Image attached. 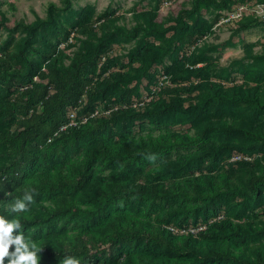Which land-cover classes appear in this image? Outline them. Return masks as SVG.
Returning a JSON list of instances; mask_svg holds the SVG:
<instances>
[{
    "label": "rangeland",
    "instance_id": "rangeland-1",
    "mask_svg": "<svg viewBox=\"0 0 264 264\" xmlns=\"http://www.w3.org/2000/svg\"><path fill=\"white\" fill-rule=\"evenodd\" d=\"M240 6H244L241 17L220 22ZM66 33H70L67 39ZM109 35L106 50L90 70L94 105L105 108L152 99L99 128L102 140L115 149L131 139L184 144L151 153L129 171L98 164L86 185L67 197L88 207L98 190L115 180L125 186L196 181L203 191L219 182L221 188L212 206L186 219L176 211L185 208L178 200L122 202L94 223L59 221L51 230L23 227L26 240L55 244L56 238L100 234L116 216L153 225L164 218L176 226L204 224L208 235L172 236L195 253L175 255L159 245L124 244L112 254L100 253L98 264H139L141 257L185 264H264V182L257 181L255 188L250 183L251 177L264 175V0H0V56L23 76L28 71L27 53L34 71L52 60L70 67L90 57L98 40ZM50 52L53 56L44 60L42 55ZM33 76L30 84L37 81L36 73ZM5 82L6 78L0 80V106L22 88L18 79L8 89ZM0 128L15 131L16 118L1 119ZM94 143L79 141L52 161L35 151L27 179L70 174ZM234 154L253 159L233 163ZM57 196L34 198L27 212L13 213L10 206L4 211L8 220L41 213L53 207ZM219 252L230 257L205 260L207 254ZM37 255L40 264L60 263Z\"/></svg>",
    "mask_w": 264,
    "mask_h": 264
},
{
    "label": "trees",
    "instance_id": "trees-1",
    "mask_svg": "<svg viewBox=\"0 0 264 264\" xmlns=\"http://www.w3.org/2000/svg\"><path fill=\"white\" fill-rule=\"evenodd\" d=\"M70 33L65 34V38ZM110 35L100 38L93 49V54L85 60L77 61L73 66L60 67L56 61H50L46 68L34 71V62L30 54L25 55V64L28 71L25 76L19 69H13V65L0 56V80L7 79L4 88H10L15 79H18L22 88L16 94L7 98L0 106V120L16 118L15 131H6L0 128V216L7 219L5 206H10L15 199L22 198L26 190L35 189L34 198L41 196L58 195L53 207L43 208L41 213L29 212L12 220H19L23 227H53L59 221L67 224L74 221L75 224H89L105 218L110 210L122 202L141 204L149 201L156 202L178 200L185 208L176 209L183 213V217L197 213L200 209L212 206V199L216 191L221 188L219 182H214L207 191H203L196 181L182 182L176 179L163 182L158 185L135 183L125 186L120 180H115L106 189L100 188L97 196L92 198V204L83 208L75 200L67 195L81 190L89 180L96 165L104 167L114 165L121 166L129 171L135 165L142 162L151 153H158L172 149L175 145L184 144L183 141L172 142L166 139H144L123 142L121 148H112L102 140L101 130L106 128L111 121L126 114L128 111L137 110L132 107L119 108L109 115L97 116L89 119L78 127L60 128L65 125L70 112L79 107V115L89 113L96 108L93 102L94 79L90 70L100 60L101 54L106 50ZM39 52L38 49H32ZM53 53L43 54L42 58L48 60ZM106 71V63L102 65ZM36 73L37 81H33ZM3 74V75H2ZM12 77H8V76ZM131 102V101H130ZM121 103V104H129ZM115 104H108L110 107ZM57 133V134H56ZM201 138L195 141H200ZM82 140H95L87 153L79 163L73 165V171L60 173L39 179H27L26 171L32 162L35 151L44 152L49 161L55 156L64 157L68 148ZM239 163V162H238ZM247 163V162H244ZM264 182V175L251 177L253 188L256 182ZM6 193L8 195H6ZM163 220V221H162ZM159 225L146 224L126 216H116L114 222H108V226L100 234H76L72 239L62 240L56 238L55 244L43 241L37 246L38 254L61 261L67 256L76 257L80 264H98L97 256L103 252L114 253L122 245L137 246L141 243L159 245L175 255H185L188 252H196L194 249H184L175 243L178 237H206L208 229L196 234L191 232L181 233L172 231L169 226L177 230L197 227L204 224L176 226L165 222L164 218L157 219ZM173 236V237H172ZM11 250H14V246ZM228 252L207 254L206 261L228 259ZM139 264H185L180 261L158 262L148 257L139 258ZM242 264H252L242 262Z\"/></svg>",
    "mask_w": 264,
    "mask_h": 264
},
{
    "label": "clouds",
    "instance_id": "clouds-1",
    "mask_svg": "<svg viewBox=\"0 0 264 264\" xmlns=\"http://www.w3.org/2000/svg\"><path fill=\"white\" fill-rule=\"evenodd\" d=\"M155 159V157H149ZM35 189L26 190L22 198H17L10 205L13 213L27 212L29 205L34 202ZM6 195H8L6 193ZM23 225L19 220H8L0 216V264H40L35 242L26 240L21 229ZM14 233H16L14 235ZM14 246V250H11ZM61 264H80L73 256H67Z\"/></svg>",
    "mask_w": 264,
    "mask_h": 264
},
{
    "label": "built area",
    "instance_id": "built-area-1",
    "mask_svg": "<svg viewBox=\"0 0 264 264\" xmlns=\"http://www.w3.org/2000/svg\"><path fill=\"white\" fill-rule=\"evenodd\" d=\"M169 2H165V5H169ZM244 9V6H240L237 10H235L234 12L228 14L226 17H223L221 19V23H227L229 21H231L232 19L235 18H239L242 16V11ZM165 78L163 77L161 79V82L164 80ZM152 98H148L145 101H150ZM145 101L140 99V100H134L132 102H130L129 104H121V105H113L110 107H105V108H100V107H96L93 110H91L89 113L84 114V115H79V107H75L71 112H70V116H69V120L68 122L63 125L60 130H65L67 127H78L82 124H85L87 121H89V119L91 118H95L97 116H102V115H109L111 114L113 111L118 110L119 108H128V107H132L134 109H140L141 107H143L145 105ZM57 134V133H56ZM252 156L250 155H242V154H234L230 157V161L233 163H238V162H251L252 161ZM169 229L172 231H180L181 233H185V232H191V233H198L200 231H203L206 229V225H200L197 227H190V228H184L181 230H177L174 227L169 226Z\"/></svg>",
    "mask_w": 264,
    "mask_h": 264
}]
</instances>
